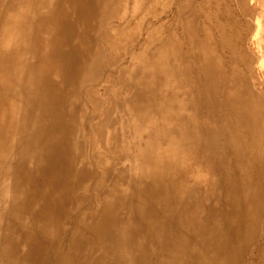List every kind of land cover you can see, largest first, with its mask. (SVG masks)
<instances>
[{
  "label": "bare ground",
  "instance_id": "6f19581e",
  "mask_svg": "<svg viewBox=\"0 0 264 264\" xmlns=\"http://www.w3.org/2000/svg\"><path fill=\"white\" fill-rule=\"evenodd\" d=\"M73 2L0 3V264H264L247 0Z\"/></svg>",
  "mask_w": 264,
  "mask_h": 264
},
{
  "label": "rangeland",
  "instance_id": "374dc122",
  "mask_svg": "<svg viewBox=\"0 0 264 264\" xmlns=\"http://www.w3.org/2000/svg\"><path fill=\"white\" fill-rule=\"evenodd\" d=\"M10 1L12 0H0V3L2 2L3 4H6ZM130 1L131 0H128L129 3H127L126 5V8H127L126 11H130V9H128L130 6ZM145 2H146L147 9H148V18H147L146 24L148 23L149 25L152 22L151 21L152 18L150 16H152L153 14H158L159 8L153 4V0H145ZM163 2H165L166 4V8H165L166 10L162 14V20H165L168 23H171L172 20L174 19L178 0H163ZM28 4H29V1L26 3V8H28ZM52 4H55V6L57 7V12H56L57 17L53 19L54 22L49 28L51 35L53 36L52 42L55 43L56 45V43L60 44V41L61 43L62 42L64 43L65 41H72L74 38V34L72 32H73V29L76 28L77 22H78V17H76L79 15L78 6L73 2V0H60L59 5L55 3V0H52ZM146 6L143 7L142 12L145 10ZM247 6L249 7V12L246 14V16H244L241 19V21L242 23H244V25H247L245 41H246V46H247V49H248V52L251 58V64L253 65V67H257V63H259V60H260L259 51L260 49L262 50L263 48L262 46H264V0H258V4L256 5L257 7L255 6V0H247ZM64 9L65 11H63ZM18 11L22 12L20 9H18ZM66 11L68 13H66ZM63 12L67 14V15L65 14L66 17L65 16L63 17V14H64ZM57 54H58L57 51H55L53 55H57ZM1 68L2 67H0V69ZM1 114L2 113L0 112V115ZM18 136L19 135H17V137Z\"/></svg>",
  "mask_w": 264,
  "mask_h": 264
}]
</instances>
